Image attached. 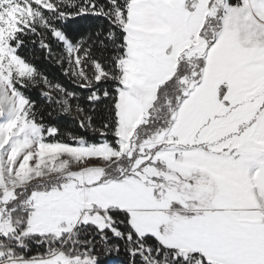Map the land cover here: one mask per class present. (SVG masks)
<instances>
[{
    "label": "snow or ice",
    "instance_id": "snow-or-ice-1",
    "mask_svg": "<svg viewBox=\"0 0 264 264\" xmlns=\"http://www.w3.org/2000/svg\"><path fill=\"white\" fill-rule=\"evenodd\" d=\"M0 264H264V0H0Z\"/></svg>",
    "mask_w": 264,
    "mask_h": 264
}]
</instances>
